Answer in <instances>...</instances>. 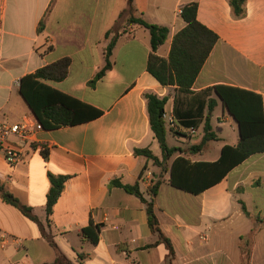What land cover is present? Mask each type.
<instances>
[{
    "label": "crops",
    "instance_id": "1",
    "mask_svg": "<svg viewBox=\"0 0 264 264\" xmlns=\"http://www.w3.org/2000/svg\"><path fill=\"white\" fill-rule=\"evenodd\" d=\"M190 3L198 4L199 22L219 41L193 94L179 97L147 71L150 34L137 26L125 29L113 49L112 68L94 88L88 86L105 65V34L126 9V0H0V119L34 126L38 121L21 97L20 81L62 58L71 59L68 77L48 84L102 111L89 122L35 131L29 140L10 138L22 160L11 166L0 153V182L32 209L57 250L36 223L0 197V264L52 263L59 254L71 264H169L166 246L157 243L149 227L146 204L113 184H138L150 201L149 189L160 175L165 182L154 201L155 214L173 248L170 264H241L242 248L251 251L250 264H264V224L255 225L240 204L264 221V154L251 156L219 184L193 195L172 187L167 170L134 153L148 149L162 161L144 93L168 97V115L174 114L175 99L178 107L196 108L199 93L216 85L252 91L264 108V0H247L240 20L233 18L228 0H133L138 15L169 29L160 57H168L174 35L185 27L178 11ZM191 130L180 125L173 135L196 136ZM228 139L232 142L212 160L201 158L209 145L191 160L216 161L224 145H237L239 133ZM177 148L186 156L189 146ZM49 174L68 180L47 223ZM84 229L90 230L86 236Z\"/></svg>",
    "mask_w": 264,
    "mask_h": 264
},
{
    "label": "trees",
    "instance_id": "2",
    "mask_svg": "<svg viewBox=\"0 0 264 264\" xmlns=\"http://www.w3.org/2000/svg\"><path fill=\"white\" fill-rule=\"evenodd\" d=\"M126 1V9L120 13L114 26L105 34V40H109L104 54L105 65L88 83V86L94 88L97 82L112 68V52L118 38L124 33L125 29L130 26H137L147 29L150 34L151 51L147 59V71L163 87H174L177 96L187 97L192 95V87L213 48L219 41V37L215 32L199 22L197 18L198 4L190 3L182 7L181 18L186 25L174 35L169 55L167 58H163L158 55V50L168 40L169 29L147 22L141 15L137 14L133 0ZM228 2L234 19L240 20L246 16L247 0H228ZM70 65V58H62L32 74L24 76L20 81L21 97L44 130L75 126L95 120L102 115V111L62 93L48 84L49 82L65 80L69 75ZM212 92L218 97L222 110L236 122L239 141L235 146L224 145L219 158L214 162H193L191 156L200 154L209 142L217 139L211 119L218 102L210 97ZM143 97L146 101L149 126L161 149L162 161L148 149H135L134 153L153 160V163L160 167L162 172L167 170L169 174L168 183L178 190L199 195L210 187L219 184L234 167L251 156L264 154L263 101L260 95L252 91L228 85H216L199 93L198 99L200 100L197 107L193 109L178 107L179 102L175 99L174 116L179 124L184 128L193 130L202 126L204 132L199 142L190 143L185 152L186 156L181 155V152H183L181 149L169 147L167 144L168 134H179V132L167 128L163 119L168 97H161L152 92L144 93ZM205 111L208 113L205 114ZM41 153L47 160L48 151L42 149ZM67 180V176L49 174L50 188L46 203L47 223H49L53 208L61 196ZM163 182L165 181L160 175L153 183L149 189L150 201L143 197L138 184L123 185L119 181H115L113 184L138 197L146 204L149 227L153 234L158 235L157 243H163L166 246L170 264V259L173 257V248L160 229L154 204ZM0 197L6 203L17 208L27 219L36 223L41 228L49 245L57 250L52 237L45 232L44 225L33 214L32 209L21 204L17 198L6 190L1 182ZM240 204L245 216L253 220L255 225L264 224L260 217H253L247 211L243 202H240ZM89 232V229H84L82 233L86 236ZM241 256V264H250L251 251L249 249L242 248ZM45 264L71 263L59 254L54 262Z\"/></svg>",
    "mask_w": 264,
    "mask_h": 264
},
{
    "label": "built area",
    "instance_id": "3",
    "mask_svg": "<svg viewBox=\"0 0 264 264\" xmlns=\"http://www.w3.org/2000/svg\"><path fill=\"white\" fill-rule=\"evenodd\" d=\"M181 15V10L178 11ZM166 127L173 131L180 129L179 121L174 114L168 115L166 112L163 115ZM43 130L40 123L30 126L27 123H9L0 119V153L4 155L6 162L15 166L22 160V151L20 148L11 143L10 138L15 137L20 140H29L34 135L35 131ZM194 132L193 130H191Z\"/></svg>",
    "mask_w": 264,
    "mask_h": 264
},
{
    "label": "rangeland",
    "instance_id": "4",
    "mask_svg": "<svg viewBox=\"0 0 264 264\" xmlns=\"http://www.w3.org/2000/svg\"><path fill=\"white\" fill-rule=\"evenodd\" d=\"M213 98L218 102L217 107L215 108V110L212 113V119H211L213 131L215 132L217 139L215 141H211L207 144V145H209L208 146L209 149L201 157V158H205L203 160H212L214 158L213 156L215 154L219 153L221 146L225 142H232L231 140L228 139V136H230V137H231V135L234 137L238 136L236 122L232 118H230V116L226 112H224L222 110V107H221V104H220L218 97L216 95H213ZM222 115H223V117H222ZM225 117H228L230 122L224 121ZM220 118H222V119L220 120ZM219 120H220V122L223 121L222 125H218ZM231 126H233L235 128L234 131H232ZM218 128H221L223 131L219 132ZM195 132H196V136H190V137L175 136V135L168 134L167 135V144L169 147L186 148L190 145L191 142H194L197 138L202 137L204 135L202 126H200L198 129H196ZM234 144H236V143H234Z\"/></svg>",
    "mask_w": 264,
    "mask_h": 264
}]
</instances>
